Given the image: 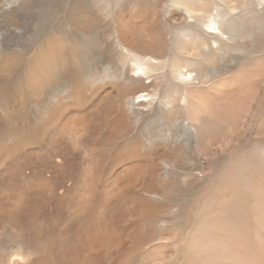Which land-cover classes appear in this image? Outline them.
I'll use <instances>...</instances> for the list:
<instances>
[{
	"label": "rangeland",
	"instance_id": "374dc122",
	"mask_svg": "<svg viewBox=\"0 0 264 264\" xmlns=\"http://www.w3.org/2000/svg\"><path fill=\"white\" fill-rule=\"evenodd\" d=\"M223 1L236 6L243 0H161L158 6L151 0H130L114 9L107 5H87L90 19L87 35L69 31L71 37L66 39L73 49L74 69L70 80L73 74L75 81L67 83L66 79L55 78L50 91L55 94L66 84L73 85L71 103L68 101L69 104L63 105L71 104L75 110L58 113L51 124L59 127L66 119L72 121L86 115L89 110L102 114L99 109L108 105L102 98L105 91L122 95L118 88L121 85L105 79L90 88L93 90L90 97L89 88L82 87L78 80L84 79V75L79 69L81 62L76 58L107 50L102 39L110 35L112 15L125 22L152 17L170 19L172 30L177 31L187 20L205 16ZM187 7L193 12L189 13ZM39 16L43 17L37 14L34 18ZM46 17H50L49 14ZM28 27L36 30L32 21L28 22ZM203 30L209 31L205 27ZM66 32L67 27H63L58 33ZM259 33V38H262L264 33ZM167 35L171 36L170 30H167ZM250 37L247 38L254 41ZM39 39L38 35L31 37L33 51ZM201 42L206 43V40L201 39ZM212 57L219 55L212 54ZM228 58L229 62L223 69L219 66L214 68L215 78L188 86L189 99L212 107L204 110L198 105L188 112L176 109L169 112L166 111L170 107L167 103L166 107L161 105L158 109L159 114L156 109L145 113L140 126L148 122L154 128L165 126L169 144L166 148L149 150L155 146L137 143L135 147L140 163L153 160L161 164L159 159L167 161L172 171L177 169L182 176L171 173L151 182V186L156 184L159 188V198L139 193L141 195L137 198L129 195L126 204H116L114 196L97 191L93 194L95 199L91 206L85 203L84 209L80 206L76 210L75 201L63 197L65 188L53 187L51 176L56 169L54 158L58 156L53 151L54 144L44 146L47 142L41 139L39 129L43 119L40 109L50 97L46 99L38 94L37 99L27 100V95L20 91L21 97L26 99L23 103L25 114L10 112L0 115V264H264V121L258 119L257 122L252 118L247 123L258 87L246 85L240 89L241 93L226 91L233 84L253 81V74L264 68V52L259 55L247 50ZM228 65L231 68H227ZM262 76L264 86V72ZM15 77L11 74L9 80L0 86V98L5 95L12 106L20 105L14 90L15 85L18 86L17 82L14 83ZM112 85L116 87L112 88ZM162 86L163 100L177 105L178 94L171 87ZM158 96L160 98V94ZM114 98L111 97V101ZM261 99L263 108L256 114L260 116L264 112V97ZM204 114L226 120L228 132L219 134L214 146L207 148L208 152L204 154L190 145V150L183 153L182 148L187 147V133L180 122L200 124ZM173 117L179 120L177 125ZM240 131L243 136L238 137ZM71 135L78 134L72 131ZM174 149L182 155L179 162L174 158ZM40 155L46 162L43 165ZM111 166L105 169L110 179L101 185L95 183L93 187L97 190L104 187L108 190L116 179ZM120 170L118 168L116 173ZM141 180L140 177L137 182L141 183ZM64 183L63 186L67 185ZM164 187L168 191H163ZM62 197L63 207L54 209V201ZM90 198L85 197L87 202ZM105 201L111 202V209L100 206ZM91 209H96V215L91 213ZM90 214L93 215L92 222L86 220ZM226 232V238L219 235Z\"/></svg>",
	"mask_w": 264,
	"mask_h": 264
},
{
	"label": "bare ground",
	"instance_id": "6f19581e",
	"mask_svg": "<svg viewBox=\"0 0 264 264\" xmlns=\"http://www.w3.org/2000/svg\"><path fill=\"white\" fill-rule=\"evenodd\" d=\"M129 1L0 0V86L3 81L9 80L11 74H15L14 83L17 82L18 86L15 85L14 90L20 102V105L12 106L8 104L9 100L4 95L0 98V115L10 112L25 114L26 106L23 103L26 99L21 97L20 91L27 95V100L37 99L38 94L46 99L50 97L40 109V117L43 118L39 126L41 139L47 142L44 144L45 147L48 143L54 144L53 151L58 156L54 158L56 169L53 171V177L51 176L52 182L54 181L53 187H64L66 194H63V197L68 201L74 200L76 210H79L80 206L83 208L85 203L91 206L92 200L95 199L93 194L97 191L110 197L114 196L116 204L117 202L126 204L129 195L137 198L141 195L139 193L159 198V188L156 184L151 186V182L158 181L160 177L166 178L171 173L175 176L182 174L177 169L172 171L171 164L160 159L161 164H156L153 160H148L145 164L140 163V155L135 147L137 143L155 146L149 150L166 148L169 144L165 126L159 125L154 128L149 122L145 126H140L144 122L142 119L145 113L156 109L159 114L158 109L161 105L166 107L167 103L170 104L166 110L169 112L175 109L178 112H188L198 105L204 110L212 107L204 103L197 104L189 99L188 86L215 78L214 68L219 66L223 69L229 62V55L236 57L247 50L259 55L264 52V36L262 38L258 36L259 32L264 33V0H243L236 6H229L228 1H223L205 16L192 21L187 20L177 31L172 30L173 24L170 19L158 20L152 17L125 22L121 20L122 18H115L112 15L110 35L102 39L107 50L76 58L81 62L79 69L83 70L81 74L84 75V79L78 80L82 82V87L89 88L90 97L93 96V90L90 88L97 86L95 85L97 81L102 82L105 79L121 85L117 86L122 95L119 93L112 95L111 91H105L102 98L106 99L105 103L108 105L99 109L102 114H94L89 110L86 115L76 117L72 121L66 119L59 127L52 125L51 120L58 113L67 109L75 110L71 104L63 105L71 101L73 85L66 84V87L57 93H50L55 78L66 79L67 83L75 81L73 74L70 80L74 69V57L71 56L73 49L66 41L71 37L69 31L87 35L90 23L87 5H107L114 9L118 4ZM151 2L158 6L161 0ZM187 11L193 12L189 7ZM37 14L43 17L35 19ZM47 14L50 17H46ZM30 21L34 22L35 31L28 29ZM96 23L98 25V22ZM63 27H67V32L58 33ZM203 27L209 31L203 30ZM164 28L166 30L162 31ZM139 29L141 31H138ZM167 30L171 31L169 37ZM34 35H38L40 39L33 51L31 37ZM250 36L254 41L249 40ZM201 39H205L206 43L201 42ZM212 54H218L219 57L213 58ZM227 68L231 67L228 65ZM262 72L264 68L253 74V81L247 84L245 82L233 84L226 90L228 93L235 91L241 93L240 89L246 88V85L258 87V92L255 93L256 102L249 113L247 123L252 118H256L255 121L258 119L260 122L264 121V112L261 116L256 115L263 108ZM116 85H112V88ZM162 85L171 87L178 94L177 105L163 100ZM111 97L115 98L111 101ZM200 119V124L180 122L187 133L185 139L187 147L184 148L185 151L182 148L183 153L194 146L198 152L204 154L208 152L207 148L214 146L219 134L226 135L228 132L226 120L208 114L202 115ZM173 122L177 125L179 120L173 117ZM50 131L53 132L54 138ZM72 131L78 135L72 136ZM237 135L243 136V132L240 131ZM173 154L177 162L182 159L179 151L174 149ZM40 160L42 165L46 163L41 155ZM110 166L111 173L116 179H113V184L108 190H105V187L97 190L93 187L95 183L101 185L110 179V174L105 171ZM118 168L121 170L116 173ZM140 177L142 180L138 183L137 179ZM39 186L41 187V184ZM162 190L168 191V188L164 187ZM86 196L91 197L88 202ZM63 197L54 201V209L59 210L63 207ZM110 204V201H105L100 206L109 210L112 208ZM85 208L87 210V207ZM94 211L96 209L91 213L96 215ZM92 218L93 215L90 214L86 220L92 222ZM219 235L226 238L228 233Z\"/></svg>",
	"mask_w": 264,
	"mask_h": 264
}]
</instances>
